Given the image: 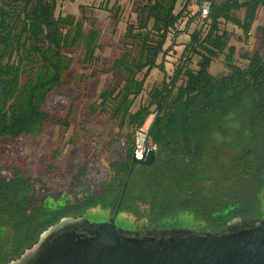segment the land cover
<instances>
[{
  "label": "trees",
  "instance_id": "1",
  "mask_svg": "<svg viewBox=\"0 0 264 264\" xmlns=\"http://www.w3.org/2000/svg\"><path fill=\"white\" fill-rule=\"evenodd\" d=\"M64 1L73 2L0 0V141L39 137L47 123L70 127L66 114L63 120L49 115L47 100L63 87L74 53H80L82 70L101 65L94 22L85 30L80 18L55 16L57 2ZM183 1L176 13L179 0H137L136 25L126 27L120 56L101 70V75L118 72L123 79L98 94L80 124L84 133L93 134L97 117L105 116L119 130L100 137L109 152L106 164L76 143L66 146L69 156L65 148L49 157L39 149L7 166L0 161V229L9 234L0 248L1 264L17 259L63 218L99 206L111 216L120 198L118 215H129L147 228L189 214L203 230L217 231L232 220L264 215V24L255 28V50L239 55L243 66L234 63L229 34L219 29L221 22L235 26L247 41L258 11L264 12V0H198L199 6L209 3L206 31L190 34L179 65L167 77L158 59L200 17L199 10L178 31L189 5ZM107 7L105 0V11ZM117 10V5L107 10L114 23ZM169 37L170 46L164 48ZM225 52L227 74L216 78L209 73L210 64ZM192 55L198 57L194 70L188 67ZM153 70L163 79L132 112ZM151 115L148 135L156 147L155 160L149 166L135 164L127 180L134 132ZM216 132L225 142L212 138ZM239 181L245 182L246 197L229 188Z\"/></svg>",
  "mask_w": 264,
  "mask_h": 264
},
{
  "label": "rangeland",
  "instance_id": "2",
  "mask_svg": "<svg viewBox=\"0 0 264 264\" xmlns=\"http://www.w3.org/2000/svg\"><path fill=\"white\" fill-rule=\"evenodd\" d=\"M188 1L189 5L186 14L177 25L178 31L186 29L185 25L188 19L192 18L201 8L197 3L198 0ZM137 4V0H108L107 10L112 8L113 5L118 6V10L116 11L118 23H114L111 14H109L107 10H104L105 0H73V2H57L55 16L72 15L75 19L80 18L84 21L85 30H89L91 21L94 22V27L99 31V38L97 41L98 49L96 50L95 55L100 56L101 65L98 68L90 67L82 70L80 67V53L77 52L72 55L70 69L63 77V87L50 94L47 100V104L49 103V107L51 108V110H49V115L63 120V116L66 114L70 119V122H72L71 126L68 128L62 126L52 127L47 123L44 125V129L39 137H25L13 142L0 141V161H3L5 166L12 163L17 156L23 154H27L26 156H32L37 153L39 149L47 150L46 152L44 150V153L49 157L50 152L55 153L61 148H65V152L68 154L67 156H69L70 153L67 148L70 144L75 143L79 144L80 148L84 150V153L92 151L100 156L99 160L102 164L107 163L109 160V152L105 151L104 144L101 142L100 137L107 134L110 137V134L111 136L115 135L119 130L116 129L115 125L111 126L110 123L107 122V117L105 116L100 118L97 117V124L91 128V133L93 134L84 133V128L80 123L87 115L86 112L89 106L97 101L96 98L98 94L104 91L113 82H121L123 79L122 75L118 72L103 75L100 73L101 70L109 69L113 59L120 56L126 27L129 24L136 25L137 23V17L139 16L138 11L136 10ZM183 4L184 1L179 0L175 10L176 13L182 9ZM79 6L83 7L82 11L78 9ZM263 24L264 12L259 10L256 21L249 33V38L247 41H244L242 32L238 28L221 22L219 27L220 31H226V33L229 34L228 46H232L235 49L233 57L234 63L243 66L244 62L239 60V55L244 52L251 53L259 45V37L255 34V28ZM184 31H186V34L177 37L175 40V46L168 50L165 57L158 59V63L161 60L163 61L167 77H170L179 65L181 54L183 53L184 47L189 42L190 34L195 31H200L204 34L206 28L203 21L198 17L191 22ZM170 43L169 37L164 48H168ZM225 55L226 52L213 60L210 64L209 73L212 76L221 78L227 74V70L224 66ZM197 61L198 57L192 55L188 67L194 70ZM162 79L163 76L157 70L151 72L149 78L144 84L142 94L134 101L131 110L132 112H135L141 105L146 103L149 91L153 86L158 85ZM152 118L153 116L151 115L146 119L142 126L143 129H146L149 126ZM93 142L95 145H93ZM62 155L64 154L61 153V156ZM54 162V160L51 161V158L48 160L49 164H53ZM51 183H53V180ZM244 184L245 182L239 181L236 184L229 185V188L234 189L237 196L243 198L247 196V189ZM82 216L90 222H101L105 221L110 216V211L108 208H102L99 206L88 210ZM116 223L121 229L132 232L146 227L143 223L138 222L124 213L118 216ZM182 228L193 231H202L203 225L202 223L197 222L192 215L184 214L180 217L178 216L175 220L166 222V224L160 228L150 229L178 230ZM8 236L9 234L5 229H0L1 250L5 248V243L9 238ZM2 258L3 257H0V264L2 263Z\"/></svg>",
  "mask_w": 264,
  "mask_h": 264
},
{
  "label": "water",
  "instance_id": "3",
  "mask_svg": "<svg viewBox=\"0 0 264 264\" xmlns=\"http://www.w3.org/2000/svg\"><path fill=\"white\" fill-rule=\"evenodd\" d=\"M148 150L135 164L149 166ZM118 203L105 221L90 222L82 215L66 217L7 264H264V215L235 219L217 231L121 229Z\"/></svg>",
  "mask_w": 264,
  "mask_h": 264
},
{
  "label": "built area",
  "instance_id": "4",
  "mask_svg": "<svg viewBox=\"0 0 264 264\" xmlns=\"http://www.w3.org/2000/svg\"><path fill=\"white\" fill-rule=\"evenodd\" d=\"M209 3L204 2L200 8V19L203 21L208 15ZM149 126L146 129L142 127L136 130L134 134L132 154L135 160L141 161L148 150L156 151V147L149 142Z\"/></svg>",
  "mask_w": 264,
  "mask_h": 264
},
{
  "label": "clouds",
  "instance_id": "5",
  "mask_svg": "<svg viewBox=\"0 0 264 264\" xmlns=\"http://www.w3.org/2000/svg\"><path fill=\"white\" fill-rule=\"evenodd\" d=\"M231 118H232V117H231V114H230L228 117H226V119H231ZM228 127L231 128L232 125L229 124ZM212 138H213L214 140H216V142H217L218 144H219V143H223V142H225V140H226V138L223 137V136H221L220 133H218V132L213 133V134H212Z\"/></svg>",
  "mask_w": 264,
  "mask_h": 264
},
{
  "label": "flooded vegetation",
  "instance_id": "6",
  "mask_svg": "<svg viewBox=\"0 0 264 264\" xmlns=\"http://www.w3.org/2000/svg\"><path fill=\"white\" fill-rule=\"evenodd\" d=\"M153 119V118H152ZM152 121V120H151ZM150 124H151V122H150ZM150 124H149V126H150ZM135 132H136V130H135ZM135 132H134V134H135ZM133 141H134V136H133ZM155 156H156V151H155ZM155 160V159H154ZM154 162V161H153ZM134 166V165H133ZM133 168V167H132ZM131 167H130V170H129V173H128V175H127V180H128V177H129V174H130V172H131V169H132ZM127 180H126V182H125V185H126V183H127ZM121 201V198H120V200L118 201V203ZM118 203H117V205H118ZM120 206V205H119ZM117 207V206H116ZM116 209V208H115Z\"/></svg>",
  "mask_w": 264,
  "mask_h": 264
}]
</instances>
